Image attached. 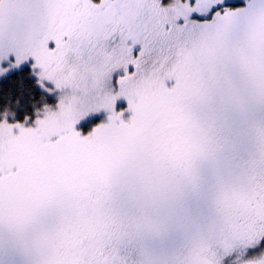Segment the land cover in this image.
<instances>
[{"label": "snow or ice", "instance_id": "obj_1", "mask_svg": "<svg viewBox=\"0 0 264 264\" xmlns=\"http://www.w3.org/2000/svg\"><path fill=\"white\" fill-rule=\"evenodd\" d=\"M10 54L62 95L0 122V264H264V0H0Z\"/></svg>", "mask_w": 264, "mask_h": 264}, {"label": "trees", "instance_id": "obj_2", "mask_svg": "<svg viewBox=\"0 0 264 264\" xmlns=\"http://www.w3.org/2000/svg\"><path fill=\"white\" fill-rule=\"evenodd\" d=\"M38 81L31 64L0 77V122L5 119L9 123L27 121L26 126H35V121L44 117L45 107H54L56 96L47 93ZM98 121L99 118H94L87 125Z\"/></svg>", "mask_w": 264, "mask_h": 264}, {"label": "rangeland", "instance_id": "obj_3", "mask_svg": "<svg viewBox=\"0 0 264 264\" xmlns=\"http://www.w3.org/2000/svg\"><path fill=\"white\" fill-rule=\"evenodd\" d=\"M230 2H240V0H230ZM50 46H54L50 45ZM15 63V54H10L8 59L5 61L0 62V66L8 68L10 64H14ZM35 60L34 58L30 57L27 61L23 62L22 64H20L18 67H12L10 68L9 71H7L6 73L0 75V77L5 76L7 73H9L10 71L14 70V69H18L24 65L27 64H31L32 66L34 65ZM34 72L39 80V76L37 75V73L39 72V69H34ZM40 84V83H39ZM41 86V85H40ZM45 89V91L47 93H49L50 95H55L56 96V103L54 105V107H52L54 110L57 108L58 104H59V98L62 95V93L60 92V90H54V91H49L48 89H54L55 86L54 84H52L51 82H45V86L43 87ZM127 104H124V103ZM128 109V102L125 98L121 97L120 99H118L117 103H116V111L117 112H123V118L125 120H128L131 118L132 113L129 111H126ZM110 113L107 112L106 110H101L98 113H90L87 117L83 118L78 124H77V130L81 132L82 135H88L90 134L97 126H99L100 124L103 123H107L108 122V117H109ZM94 118H99V121L95 124H90L91 120H93Z\"/></svg>", "mask_w": 264, "mask_h": 264}]
</instances>
